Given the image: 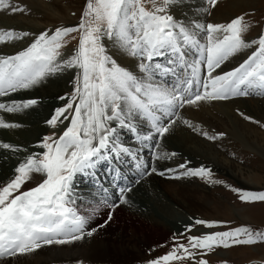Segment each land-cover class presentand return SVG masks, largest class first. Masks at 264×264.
<instances>
[{
    "label": "snow or ice",
    "instance_id": "6c2138e0",
    "mask_svg": "<svg viewBox=\"0 0 264 264\" xmlns=\"http://www.w3.org/2000/svg\"><path fill=\"white\" fill-rule=\"evenodd\" d=\"M150 2L151 9L147 10L145 0H86L74 27L58 26L39 34L0 32V42L16 39L27 45L13 54H0V98L12 97L66 72L72 85L67 95L56 97L64 103L54 106L44 120L49 131L33 145L36 150L29 151L0 182V259L93 235L96 229L89 226V216L80 213L74 193L78 176L92 177L96 182L101 196L89 203L94 205L93 211L106 206L107 220L112 219V210L120 203H128L125 193L131 185L119 183L121 165L128 161L140 178L155 173L220 183L211 180V169L189 167L187 160L178 165L183 171H158L154 162L176 156L175 152L158 150L178 123L200 131L210 141L224 135H209L198 129L182 115L185 106L199 108L201 101H225L253 90L264 95V31L246 41L243 34L250 24L242 16L227 23H207L174 14L187 0ZM207 4L214 8L217 0H207ZM25 11L11 0H0V12ZM73 33H78V45L65 49L66 38H77ZM106 42L115 49L111 54ZM253 46L251 54L231 70L216 71ZM120 58L132 63L123 65L118 62ZM156 58H166L167 63L156 62ZM169 76L173 83H169ZM37 103L36 99L12 98L0 101V110L16 113ZM19 126L0 119V128ZM122 132L130 134L132 145L123 143ZM0 148L11 149L14 154L26 151L8 143H0ZM145 151L150 153L151 162L142 159ZM100 165L111 170L118 189L113 192L115 200H109L108 187L97 179ZM33 173L40 175L33 177ZM30 180L35 186L29 184L22 190ZM231 190L242 202H264V191ZM196 226L212 229L223 226V222L192 218L179 236L174 234L171 249L147 264H208L203 256L217 247L264 243V233L247 227L186 235ZM181 238L186 242L181 243Z\"/></svg>",
    "mask_w": 264,
    "mask_h": 264
},
{
    "label": "rangeland",
    "instance_id": "374dc122",
    "mask_svg": "<svg viewBox=\"0 0 264 264\" xmlns=\"http://www.w3.org/2000/svg\"><path fill=\"white\" fill-rule=\"evenodd\" d=\"M235 1L236 0H217L216 6L214 8H209L207 0H187V3L179 6L174 14L177 17L198 19L201 22L207 23H227L233 18L242 16L244 21L250 24L248 30L243 34V38L246 41L257 38L259 33L264 31V0H255V3L252 5H246L240 9H235ZM11 2L23 6L26 11L24 13L17 12L7 14L0 12V32L14 30L17 35H19L21 31L39 34V32L45 29L54 30L55 27L58 26L74 27L79 23V18L86 4V0H11ZM145 7L147 10L151 9L150 0H145ZM205 9L208 11H204ZM72 35L77 38H66L65 49H74L78 45V33H73ZM28 39H31V37ZM26 46L24 40L13 39L7 42H0V54L15 53L17 50ZM106 48L109 54L115 51V49L111 47L110 42H106ZM254 48L255 46L242 50L236 56L231 57L229 61L223 63L221 68L216 71L231 70V68L235 67L237 63L241 61V58H247ZM118 62L123 65H130L132 63L131 60L123 58L118 59ZM156 62L166 64L167 59L156 58ZM57 76H59V78L62 77L60 80H64L66 86V89L58 95H67L72 88L68 73L50 76L49 78L56 79ZM168 81L169 83H173L174 79H169ZM31 90H24V92H31L34 94L33 88ZM58 95L50 98L42 97L40 99L46 103L38 102L37 105L15 114L0 110V119H3L6 123H16L20 125L17 128H0V143H8L26 150L14 154L11 149L0 148V156H2L3 159L6 158L8 162L12 160L14 166L20 159L26 156L29 151L36 150L33 145L37 143L41 136L47 134L49 131L44 120L50 116L54 106H60L64 103V101L56 99ZM225 101L229 102L231 108L228 115H224V113L217 108L218 106L207 110V114L210 117H208V115H200L199 109L203 105L201 103L202 101L199 102V108L185 106L188 114L184 111L185 109H182V115L185 119L190 120L198 129L208 132L209 135H218L219 133H223L224 135L218 136V139L215 141H210L201 135L200 131H193L186 125L178 123L174 125V130L170 134L174 137L180 150H175L176 144L173 143L172 152H175L176 156L166 159L167 162L183 163L187 160L191 162L190 164L199 163L200 166L211 169V180L219 181L220 183H211L200 178L192 177L169 179L168 181L178 183L180 186L185 185V187L193 189L194 191L202 190L209 199L201 209H198L195 201L191 202V207L186 210L180 209L173 203H169L174 207L173 209L177 215L174 218L179 221L173 224L175 227L173 229L174 232H171V234L168 232H166V234L164 233L161 241L157 242L160 245L159 252H154L153 254L148 253V255L137 264H147L150 259L167 253L174 243V234L179 236V233L183 232L185 225L191 223L192 218L207 221H220L223 222V226L212 229L196 226L192 229L191 233H186V235H200L214 231H226L237 227H247L253 232L264 233V202H242L238 198L237 193L231 190L232 188H236L247 191H264V141L260 140L255 143V141L245 138L241 134L236 123L237 121L241 122L264 137V128L260 127L261 124H264V113L260 115L250 109L251 106L253 108L258 106L256 108L257 112L262 110V108L264 109V95L257 94L256 90H253L249 95L233 97ZM38 111L41 112L42 119L36 118L37 128L32 129L30 134L26 136L25 134L31 129V125H28V128L27 125L24 127L20 123L21 119H19V117L25 115V118L28 120L30 115L35 113L38 114ZM240 113H243L251 119L245 120ZM252 121H257L258 123H253ZM24 128L26 129L21 130ZM123 135L125 136L121 139L124 142L125 140H127L126 142L130 140L133 142L132 138H129L125 132ZM169 137L164 140L168 142ZM189 137L195 138L203 145V148H201V146L195 144L199 146V151L202 150V158L189 157L184 153V146H192ZM204 148H209L211 152H204ZM146 155L149 156L146 160L151 162L150 153ZM210 159L218 164L208 161ZM159 161L160 160L154 162L157 169L160 167ZM127 168H131V166H127ZM180 171H183V169H180ZM32 175L38 178L40 174L33 173ZM29 184L35 186V182L30 180L22 186V190H27ZM225 184L229 185V187H225ZM82 187L84 186H79V188ZM140 192L145 193V190L142 188ZM164 201H166V199H164ZM97 216L103 222L107 221L109 223L110 221L107 220V215L101 210ZM97 216L96 218H98ZM130 229L128 230L130 238L141 235L137 233L136 230L131 232L133 229ZM164 236H166V239H164ZM180 242L185 243L186 241L181 238ZM158 248L159 247H153L152 250H157ZM203 258L208 261V264H264V243L258 242L253 245H232L227 249L217 247L204 255ZM74 264L103 263L78 261Z\"/></svg>",
    "mask_w": 264,
    "mask_h": 264
},
{
    "label": "bare ground",
    "instance_id": "6f19581e",
    "mask_svg": "<svg viewBox=\"0 0 264 264\" xmlns=\"http://www.w3.org/2000/svg\"><path fill=\"white\" fill-rule=\"evenodd\" d=\"M253 3H255V0H236L234 2L235 9H240L246 5H252ZM61 78H59V76L56 77L57 80L48 78L46 81L33 88L34 94L31 92L28 93L20 91L12 94V97L0 98V101H6L12 98L18 100L31 98L36 99L38 102L46 103L40 98L55 97L66 89L64 80H60ZM169 79L172 80L174 78L169 76L168 80ZM201 103L203 105L199 109L200 115H208L207 110H210L215 106H218L217 108H219L224 113V115H228L229 111H231L230 104L227 101L209 100L202 101ZM257 107L253 108L251 106L250 109L262 115V113H264V109L262 108L259 113L257 112ZM184 111L188 114L186 110ZM37 113L38 114L35 113L30 115L28 120L25 118V115L23 117H19V119H21L20 123L24 127L27 125L28 128V125H31V129L25 134L26 136L30 134L32 129L37 128L36 118L38 117V119H42L41 112L38 111ZM208 117L210 116L208 115ZM236 123L241 134L245 138L253 140L255 143L260 140L264 141V137L261 136V134L256 133V131L252 130L241 122L237 121ZM25 129L26 128L21 130ZM125 133L129 138H132L130 134L127 132ZM123 134L124 132L121 133L120 138L125 136ZM168 137V142L165 140L161 141L162 145L158 151L168 153L172 152L173 143L176 144L175 150H180V147L171 134L166 135L164 139H168ZM189 140L192 146H184V153L189 157L202 158V150L199 151V146L203 148V145L195 138L189 137ZM126 141L127 140H125V142L123 141L125 145H132L133 143L131 140L129 142ZM204 149V152H211L209 148ZM145 153L149 154L148 151H145L142 159L147 161L146 159H148L149 156H147ZM164 161H159L160 167L158 168V171L167 168L180 171V169H178V165L181 163L167 162L166 159ZM208 161L216 163L212 159ZM12 162V160L8 162L6 158L3 159V157L0 156V182L5 181L10 175L11 170L14 167ZM190 163L191 162L188 164L189 167L200 166L199 163ZM127 166H131V168H127ZM121 168L122 172L119 177V183L120 185L130 184L131 190L125 193V198L127 199L128 203H120L118 207L112 210V219L109 221V223L101 221L97 216L100 210L107 215L109 209L106 206H101L97 207L95 209L97 212H95L92 210L94 205H90L89 203L93 200V198L101 196V193H99L97 190L96 182L92 177L78 176L75 181L74 193L77 197V204L80 205V213L88 215L89 226L96 229V231L93 232V235L90 237L85 235L82 240L73 241L65 245L44 246L41 249H37L33 253L18 254L15 258H3L0 259V264H8V260H13V264H74L78 261H88L92 263L103 264H137L143 260V258H145L148 253L153 254L154 252H159L160 245L157 242L161 241L164 233L166 234V232H168L171 234V232H174L173 229L175 227L173 224H176L179 221L174 218L177 215L173 209L174 207L169 203H173L180 209L186 210L191 207V202L195 201L198 209H201L205 205V202L209 199V197L202 190L194 191L193 189L185 187V185L180 186L178 183L168 181L171 178H168L167 175L159 176L153 173L140 178L137 175L136 170L133 168L131 161L122 164ZM97 179L103 183L105 187H108L107 196L109 200H115L116 197L113 195V192H118V189L115 187V182L112 180L111 170L108 169L107 165H100L98 167ZM137 180L139 182H136ZM109 185H111V187H109ZM79 186L84 187L79 188ZM142 188L145 190V193L140 192V189ZM164 199H166L167 202L164 201ZM96 216L99 219L96 218ZM101 224H103V227L99 226ZM129 229L131 232L136 230V232L140 233L141 235L136 236L135 238H130V235L128 234ZM164 239H166V236H164ZM153 247L159 248L157 250H152Z\"/></svg>",
    "mask_w": 264,
    "mask_h": 264
}]
</instances>
